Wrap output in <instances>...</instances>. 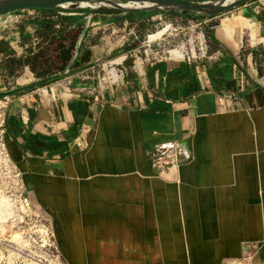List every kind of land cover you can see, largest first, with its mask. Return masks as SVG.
<instances>
[{"label": "crops", "instance_id": "1", "mask_svg": "<svg viewBox=\"0 0 264 264\" xmlns=\"http://www.w3.org/2000/svg\"><path fill=\"white\" fill-rule=\"evenodd\" d=\"M228 14L206 20L239 39L254 31L253 19ZM115 51L103 46L91 60ZM132 59H119L121 76L97 93L44 86L28 71L4 97L8 155L49 214L61 259L264 264V92L245 89L230 55ZM168 143L190 160L161 170L152 157Z\"/></svg>", "mask_w": 264, "mask_h": 264}, {"label": "rangeland", "instance_id": "2", "mask_svg": "<svg viewBox=\"0 0 264 264\" xmlns=\"http://www.w3.org/2000/svg\"><path fill=\"white\" fill-rule=\"evenodd\" d=\"M85 9L88 8L81 6L74 12ZM109 10L115 9L107 5L92 6V10L88 9L89 13L78 14L83 17L86 30L84 49L98 55L103 46L113 45L116 47L115 55L105 58L97 56L80 70L62 76L57 71L60 60L53 38L45 33L40 23L49 19L57 24V29H62V19L69 15L67 9L55 14L27 10L0 19V54H4L0 55V264H65L55 248L54 238L50 236L51 232L54 235L50 216L28 197L4 141L2 124L7 107L4 97L12 88L10 83L17 78L20 82L24 80L25 72L31 71L44 86L70 82L81 91L90 88L97 93L101 87L114 81L110 73L117 74L116 80L119 79L118 75L121 76L116 66L121 61L119 59H123L121 64L125 65L132 63L136 54L153 59L184 47L183 55L195 59L196 63L226 60L230 55L235 60L240 79L243 77L245 89L256 88L264 92V0L250 2L229 12L228 15L237 21L245 18L253 19L256 23L254 31L243 28L241 39L238 38L239 34L235 36L234 27L229 34L221 20L157 14L131 21L124 14H107ZM257 19L261 20L258 22ZM167 26L170 29L162 38L150 39ZM209 32L216 36L217 44ZM127 48L133 49L127 52ZM76 56L77 53L74 54ZM21 62H26L28 66L21 67ZM12 70L16 71V76ZM23 197H28L30 209L23 206Z\"/></svg>", "mask_w": 264, "mask_h": 264}, {"label": "water", "instance_id": "3", "mask_svg": "<svg viewBox=\"0 0 264 264\" xmlns=\"http://www.w3.org/2000/svg\"><path fill=\"white\" fill-rule=\"evenodd\" d=\"M252 0H0V17L27 10H64L74 12L81 6L107 5L123 13H178L191 19L192 14L216 18L238 9ZM124 4H127L126 7ZM72 14V13H71Z\"/></svg>", "mask_w": 264, "mask_h": 264}, {"label": "trees", "instance_id": "4", "mask_svg": "<svg viewBox=\"0 0 264 264\" xmlns=\"http://www.w3.org/2000/svg\"><path fill=\"white\" fill-rule=\"evenodd\" d=\"M256 1L252 0L251 2ZM32 12H38L43 14H55L58 10H30ZM107 14H124V16L133 21L142 17H151L157 14H169L182 16L178 13H164V12H132V13H123L117 10H109ZM69 15L62 19V29L56 28V23L49 19H44L40 26L43 27L45 33L53 38V44H55L56 50L58 52V58L60 60V66L57 68V71L60 72L62 76L64 73H72L76 70H80L88 61L91 60V52L84 49L83 39L85 37L86 30L84 29L83 17L78 13L86 14L89 13L88 9L79 11V12H70L67 11ZM73 13L72 15H70ZM191 19H211L205 16H199L196 14L191 15ZM42 29V28H41ZM211 39L217 44V40L213 32H209ZM1 47V44H0ZM133 48H127V52H131ZM84 50V51H83ZM77 53L76 58L74 54ZM254 54V53H253ZM256 57V55H255ZM21 67L28 66L26 62L20 63ZM12 74L16 76V71L12 70ZM58 77V76H57ZM55 80V78L53 79Z\"/></svg>", "mask_w": 264, "mask_h": 264}, {"label": "built area", "instance_id": "5", "mask_svg": "<svg viewBox=\"0 0 264 264\" xmlns=\"http://www.w3.org/2000/svg\"><path fill=\"white\" fill-rule=\"evenodd\" d=\"M155 58H168V59H183L185 58L191 63H196L195 59L191 60L190 58L186 57L185 55L179 56L176 53H169L167 52L166 55H157ZM190 160V156L187 152L183 151L180 146L176 143H168L160 145L156 148L155 153L152 157V161L154 165L158 168L162 169H170L178 166L182 161L187 162ZM23 206L27 209H30L31 203L28 197H23L21 200ZM51 238H54L53 233L51 232ZM54 244V243H53Z\"/></svg>", "mask_w": 264, "mask_h": 264}, {"label": "bare ground", "instance_id": "6", "mask_svg": "<svg viewBox=\"0 0 264 264\" xmlns=\"http://www.w3.org/2000/svg\"><path fill=\"white\" fill-rule=\"evenodd\" d=\"M92 8V7H91ZM170 27L167 26L164 29L158 31L156 34L150 36V39L155 40V39H160L162 38L168 31H169ZM16 237V236H15Z\"/></svg>", "mask_w": 264, "mask_h": 264}]
</instances>
